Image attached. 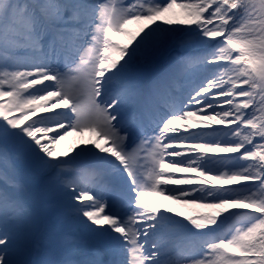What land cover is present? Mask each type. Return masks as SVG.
Wrapping results in <instances>:
<instances>
[{"label": "snow or ice", "instance_id": "6c2138e0", "mask_svg": "<svg viewBox=\"0 0 264 264\" xmlns=\"http://www.w3.org/2000/svg\"><path fill=\"white\" fill-rule=\"evenodd\" d=\"M0 124V264H264V0H0Z\"/></svg>", "mask_w": 264, "mask_h": 264}, {"label": "rangeland", "instance_id": "374dc122", "mask_svg": "<svg viewBox=\"0 0 264 264\" xmlns=\"http://www.w3.org/2000/svg\"><path fill=\"white\" fill-rule=\"evenodd\" d=\"M103 2V0H101ZM125 4H128L131 2V0H124ZM120 40H123L122 37L119 38ZM176 55V52L174 50H169L165 52L162 56L155 57L149 61L143 62L140 65L139 71L141 74L142 79L145 81V83L153 81V80H158L162 75H164L166 72L170 71L173 65L174 57ZM75 75V72H69V76ZM49 83V82H46ZM54 102V101H53ZM57 111H64V109H58ZM2 126V124H0ZM222 127V126H218ZM96 137L90 135L89 133H85L83 136H69L67 137L64 141H62L59 145H57V149L59 152H68L69 155L74 154L71 150L76 149L77 146L83 147L84 145L87 144V141L89 140H95ZM103 143V141H101ZM91 147V145H88ZM145 153H141V157H143ZM168 159H172L169 157ZM140 164H143L144 167L141 169L142 175L146 176L147 175V169L148 165L145 164L144 160H140ZM23 164L19 165L20 173H23ZM176 175H184L183 173H178ZM25 179H28L27 176L24 175ZM147 183V181H145ZM171 187V186H169ZM149 203L153 204L155 207L159 208L162 212L166 208L172 209V213H167L170 215H174L175 212H189V209L183 208L178 204H175L169 200H167L164 196H148L145 198ZM41 215H44L47 218V221H51L54 218L55 215V209L50 208V209H42L41 210ZM177 218V217H174ZM187 223V221H184Z\"/></svg>", "mask_w": 264, "mask_h": 264}]
</instances>
